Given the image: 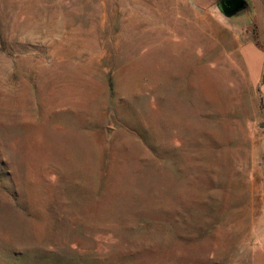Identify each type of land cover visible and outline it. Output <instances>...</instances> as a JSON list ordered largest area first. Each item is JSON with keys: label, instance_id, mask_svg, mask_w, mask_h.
I'll use <instances>...</instances> for the list:
<instances>
[{"label": "rangeland", "instance_id": "obj_1", "mask_svg": "<svg viewBox=\"0 0 264 264\" xmlns=\"http://www.w3.org/2000/svg\"><path fill=\"white\" fill-rule=\"evenodd\" d=\"M0 0V264H264V0Z\"/></svg>", "mask_w": 264, "mask_h": 264}, {"label": "water", "instance_id": "obj_2", "mask_svg": "<svg viewBox=\"0 0 264 264\" xmlns=\"http://www.w3.org/2000/svg\"><path fill=\"white\" fill-rule=\"evenodd\" d=\"M208 11L221 24L239 33L256 23L257 12L253 0H216ZM259 128L264 129V121Z\"/></svg>", "mask_w": 264, "mask_h": 264}]
</instances>
